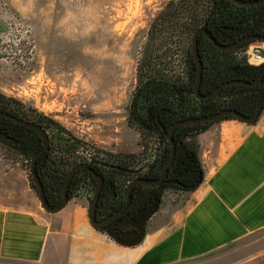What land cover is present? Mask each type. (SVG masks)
Returning a JSON list of instances; mask_svg holds the SVG:
<instances>
[{
  "label": "rangeland",
  "instance_id": "rangeland-1",
  "mask_svg": "<svg viewBox=\"0 0 264 264\" xmlns=\"http://www.w3.org/2000/svg\"><path fill=\"white\" fill-rule=\"evenodd\" d=\"M178 1L0 0V93L24 112L33 108L56 120L85 147L148 158L153 143L145 142L134 120L127 121L129 108L140 66L158 44L174 60L170 71L182 67L191 37L183 29L186 13L177 16L180 30L165 28L157 43L145 36ZM30 178V159L0 143V199L44 211ZM177 193L182 190L170 189L164 204L178 202Z\"/></svg>",
  "mask_w": 264,
  "mask_h": 264
},
{
  "label": "crops",
  "instance_id": "crops-1",
  "mask_svg": "<svg viewBox=\"0 0 264 264\" xmlns=\"http://www.w3.org/2000/svg\"><path fill=\"white\" fill-rule=\"evenodd\" d=\"M196 140L201 182L178 202L163 196L137 244L96 228L85 198L55 213L0 199V263L264 264V108L253 123L221 118Z\"/></svg>",
  "mask_w": 264,
  "mask_h": 264
},
{
  "label": "trees",
  "instance_id": "trees-1",
  "mask_svg": "<svg viewBox=\"0 0 264 264\" xmlns=\"http://www.w3.org/2000/svg\"><path fill=\"white\" fill-rule=\"evenodd\" d=\"M177 5L178 7L174 8L169 4L166 11L160 14L161 17L157 19L155 24H158L162 30L167 28L168 25L180 30L176 20L186 13V16L184 15L185 22L183 23L185 28L183 29L188 30L190 36L195 29L205 22L210 35L221 45L230 44L232 41H229V39L234 40L232 37L237 34V28L240 29L238 25L240 23L239 16L245 14V12H240L242 6L231 0H179ZM200 10L202 12L199 15L198 11ZM211 11L210 17L207 18ZM251 17H253L252 22L254 24H250V26L263 27L264 4L256 8L251 16L245 17L244 22L247 25L252 23L250 21ZM252 42L240 44L232 49H224L207 38L199 41L198 51L203 64L200 91L209 93L221 83L232 80L253 81L264 67V63L254 65L247 62L243 51ZM187 56L190 57V60ZM192 59V54L188 49L183 57L182 67L180 68L177 65L176 74L167 73L166 68L158 67L150 61H144V64L142 63L140 66L138 84L140 109L147 110L153 117L158 115L161 123L166 127L176 120L210 114L224 108L236 109L242 114H251L258 102L264 97V76L255 85L233 83L223 86L212 97L206 99L195 97L192 91L195 64L192 63ZM185 63H188V71ZM184 70L187 73L186 78L184 77ZM0 105L11 109L10 111L17 116L23 115L26 118V115H28L30 120L42 124L54 134L56 138L55 149L58 148L60 153H55L52 156L43 155L38 158L37 172L49 203L56 204L62 196L66 173L76 163L74 160L69 162V156L62 153H66L67 150L74 151L81 142L69 136L64 127L56 120L36 112L33 108L28 109L30 112H24L22 106L12 97L0 93ZM215 121H205L200 124H182L174 130V138L177 142L176 152L167 176L163 180L169 181V184H163V187L190 191L199 185V173L202 171V166L196 139L201 132L205 131ZM15 125L25 127L27 132L18 130L22 144L14 148L27 159H30L34 154L33 148H38L39 135L32 128L16 122ZM159 131L162 132L160 129ZM168 152L169 146L164 144L162 153L157 160L158 162H156L158 169L154 174V178L162 170ZM108 154L117 164L116 169L112 170L111 177L120 180L119 193L113 202L114 206H118L122 204L127 189V186L124 185V181H126V178L123 177L125 176L124 171L135 162L137 155L132 153ZM86 174V172H82V175ZM30 180L31 185L35 188L32 178ZM112 186L114 185L112 184ZM148 191L147 189L143 191L141 189L138 194L141 192L148 193Z\"/></svg>",
  "mask_w": 264,
  "mask_h": 264
},
{
  "label": "flooded vegetation",
  "instance_id": "flooded-vegetation-1",
  "mask_svg": "<svg viewBox=\"0 0 264 264\" xmlns=\"http://www.w3.org/2000/svg\"><path fill=\"white\" fill-rule=\"evenodd\" d=\"M231 1L236 3L234 0H231ZM240 1L245 2L242 4L237 3L239 6H242L240 9V12L241 13L245 12V14H240V16H239V22L240 23L238 25L240 26V29L237 28V34H235V36L232 37L234 40L229 39V41H232L231 43H233V42H235L241 38H245L246 36H264V26L259 27V28L253 27L252 25L250 26V24H254V22H252L253 17H251L252 19L250 21L252 23H249V25H247V23L244 22L246 16H251V13L256 8H258L260 5L264 4V0L259 1V2H258V0H240ZM211 13H212V11L209 12L207 18L210 17ZM262 23L264 24V21ZM206 26H207V24H205V22H204V24H202L199 28L204 27L207 31H209ZM168 27H169V25L167 26V28ZM199 28L195 29L192 32L191 37H190L189 51L191 52V54H192L191 47H192L193 34ZM147 31L148 32H146L145 36L149 39V41L151 38V42L156 41V43H157L160 39L163 38V33H164L163 31L164 30H162V28L158 24L154 25L150 29L148 28ZM174 31L175 30H173V29L171 30V32H174ZM172 37L175 38V35L173 34ZM205 38L210 40L206 34L201 33L198 36V42L204 40ZM149 41L147 43H149ZM252 41H259V40L255 39V38H246L240 44H246V43L252 42ZM172 44H173V42H172ZM172 44L169 43L167 45H168V51H170L173 54L175 47L172 46ZM150 47L151 46L147 45L145 47V51L149 52ZM160 47H161V45L158 44L152 50L153 51V52H151L152 55L151 56H145L143 61H146V62L150 61L151 63L155 64L158 67L166 68L165 70L167 73L176 74L177 71H175V70L170 71V63L173 62L174 60H171L170 55L164 56V55L168 54V53L164 52L167 48H165V50L162 51L160 49ZM230 49H232V48H230ZM187 58L189 59L190 57L187 56ZM192 58L193 59L191 61H192V63L195 64V74L194 75H196L197 64H196V61H195L193 55H192ZM201 62H202V59H201ZM187 65H188V63H185L186 69L188 71L189 68H187ZM263 69H264V67L260 70V72ZM202 70H203V64H202ZM186 76H187V73L184 70V77L186 78ZM192 91H193V89H192ZM138 92H139V85L137 86V89H136L134 101H132V106H131L132 108H129V114H128L127 121L128 120L129 121L134 120L137 127L141 128L144 131L143 136L145 135L144 136L145 142L148 141V144L153 143V150L150 153V156L148 158L143 157L140 160L136 159V162H134L132 165H129V167L127 169H125V171H124L125 176H123V177L126 178V181H124V185L127 186V189L129 187V184L135 179H138V178L155 179V178L160 176L161 171L164 168V165L162 167V170L158 174V176L154 178V174L156 173V171L158 169L156 162H158L157 160L162 153V149H163L164 144L165 145L168 144V146H169V152L167 155V158H168L169 153H170V149H171V144L167 138V133H168V130H169L171 124H173L174 122L177 121L176 120V121L172 122L168 127H166L165 125H163L161 123L158 115L153 117L150 113H148L147 110L146 111L141 110L140 109V102L138 100V97H139ZM202 94H206V93H202ZM202 99H206V98H202ZM0 110L13 114V112L10 111L11 109L4 108L1 105H0ZM218 111H220V110H218ZM13 115H15V114H13ZM19 115H21V113H19ZM15 116H17V115H15ZM17 117L25 118V117H23V115L17 116ZM195 117H199V116H195ZM25 119L41 125L44 128V130L46 131V134L48 136V147L38 156V158H40L43 155L52 156L55 153L59 154L60 153V152H58L59 149L58 148L55 149L56 138H55L54 134L49 129H46L42 124H40L34 120H30L28 115H26ZM15 122L16 121L13 120L12 118L0 115V143H3L6 146H10L13 148L16 146H20L22 144V142L20 141V135L18 133V130H21L23 132H27L25 127H19L18 125H15ZM204 122L205 121H199L196 123H189V124H200V123H204ZM16 123H19V122H16ZM22 125L28 127L25 124H22ZM178 126H180V125H178ZM178 126H176L174 128V130ZM28 128H32V127H28ZM159 129L163 133L160 132ZM34 131L39 135V133L36 130H34ZM39 138H40V140L37 142L39 144V145L37 144L38 148L37 149L33 148L34 154L43 148L42 138L40 137V135H39ZM173 139L177 145V142L174 138V131H173ZM80 142L81 143L79 144L78 148H76L74 151L67 150L66 153H62V154H64V155L66 154L67 156H69L68 157L69 162H71L72 160H74L76 162V163H74L73 166H75L79 163H86L89 166H91L96 172L100 173L103 176V185H102L101 190L99 192V199H98L97 207H96V218H97V222H98L99 227H96V226L95 227L106 232L109 235L113 234L114 236H116V238H118L117 240H121L123 242H132L133 240L138 238L140 235H142L143 232L144 233L146 232L147 225H148L149 221L152 220L153 217L156 216V213L160 209V206L162 203V197L165 194H167L168 192H170L171 188L163 187V184H169V181H163L164 180L163 179L162 182L158 185H147V184H143V183H139V184L135 185L133 187V190L131 193V201H130L129 205L127 206V208L122 210L121 208L125 203L126 193H125L122 204H120L118 206L117 205L114 206V204H113L114 199L117 197V195L119 193V185H120V180H117V179L111 177L112 170L116 169L115 168V166H117L116 162L113 161V158L110 157L108 153L104 154L102 152H99L97 149H95L93 147H87V146L85 147L84 142H82V141H80ZM175 152H176V148H175ZM32 156H31V158H32ZM31 158H30V161H31ZM38 158H37V161H38ZM167 158H166V160H167ZM166 160H165V162H166ZM165 162H164V164H165ZM36 167H37V164H36ZM168 170H169V168H168ZM82 172H86L87 174L82 175ZM66 175H67V173H66ZM96 183H97V181L93 177L91 172L87 171L84 168H80L79 170H77L75 172V174L73 175V177L71 179V182L69 185L70 192L68 190L69 199L73 198V197L74 198H85V199H87V207H88V204H89V202L93 196ZM111 183L114 186L111 187V185H112ZM70 188H72V189H70ZM127 189H126V192H127ZM141 189H142V191L146 190V189L149 191H148V193H142L141 192L138 194V191ZM154 205L158 206L157 211L154 212L152 214V216L144 223L143 222L144 218L146 217L148 212L150 210H152V207Z\"/></svg>",
  "mask_w": 264,
  "mask_h": 264
},
{
  "label": "water",
  "instance_id": "water-1",
  "mask_svg": "<svg viewBox=\"0 0 264 264\" xmlns=\"http://www.w3.org/2000/svg\"><path fill=\"white\" fill-rule=\"evenodd\" d=\"M234 1L236 3H239V4L245 3V2H242L240 0H234ZM259 1H262V0H258V2ZM201 33L206 34L208 36V38L215 45H217L220 48H224V49L233 48V47L239 45L246 38H255V39L259 40V41H263L264 40V36H246L245 38H241V39H239V40H237V41H235V42H233L231 44L221 45L219 42L216 41L215 38H213L208 33V31L204 27L199 28L193 34L192 47H191L192 55H193V57H194V59L196 61V64H197V73L195 75V79H194V83H193V93H194V95L197 98H209V97H212L216 93H218L219 90L223 86L228 85V84L241 83V84H244V85H255V84H258L262 80V78L264 76V69L260 72V74L257 76V78H255L253 81L232 80V81L223 82L220 85H218L217 87H215L211 92L206 93V94H202L200 92V84H201V79H202V62H201V57H200L199 52H198V36ZM263 108H264V97L258 102V104L256 105L254 111L251 114H242L240 111H238L236 109L224 108V109H221L220 111H216V112H213V113H210V114H205V115H202V116H199V117H189V118H186V119L177 120L176 122L171 124V126H170V128L168 130V133H167V138H168V140H169V142L171 144V149H170L169 156H168V158H167V160H166V162L164 164V168L161 171L160 176L155 178V179L138 178V179L133 180L129 184V187H128L127 192H126L125 203H124V205L122 206L121 209L123 210V209L127 208V206L129 205V203L131 201V193H132L133 187L135 185H137L139 183H143V184H147V185H158L167 176L168 168L172 164L173 159H174V155H175L176 143H175V141L173 139V131H174V128L176 126L182 125V124L196 123V122H199V121H213V120L217 121V120H219L221 118L229 117V116L238 118V119H240V120H242L244 122H247V123H253V122H255L257 120V118L259 117V115H260V113H261ZM0 115L12 118L16 122H19L21 124H25L28 127H32L34 130H36L39 133L40 137L42 138L43 148L40 151L36 152L32 156L31 161H30V174H31V178L33 180V183L35 185V188L37 190V194H38V198L40 200V203H41L42 207L46 211L51 212V213H55V212L61 210L65 206V204L69 200V193H68L69 185H70V182H71V179H72L73 175L75 174V172L77 170H79L80 168H84L87 171L91 172L93 177L96 179L97 183L95 185L93 196H92V198H91V200H90V202L88 204V207H87V214H88L90 222L94 226L99 227L98 222H97V218H96V207H97V202H98V199H99V192H100L101 187L103 185V176L100 173L96 172L88 164L79 163V164L73 166L67 172V175H66L65 180H64V185H63L61 199L56 204L49 203V201H48V199H47V197L45 195V191H44V188H43V185H42V182L40 180L39 174L37 172V167H36L38 156L48 147V136L46 134V131L44 130V128L41 125H39V124H37L35 122L28 121L25 118H19V117L15 116V115H13L11 113H8L6 111L0 110ZM202 178H203V174H202V171H200V173H199V182H201ZM157 208H158L157 205H154L152 207V210H150L148 212V214L146 215V217L144 218V221H143L144 223L152 216V214L154 212L157 211ZM144 234L145 233L143 232L142 235H140L138 238H136L132 242H124V243L130 244V245L137 244L138 242H140L143 239ZM110 235L115 240L118 239L113 234H110ZM119 241H121V240H119Z\"/></svg>",
  "mask_w": 264,
  "mask_h": 264
},
{
  "label": "built area",
  "instance_id": "built-area-1",
  "mask_svg": "<svg viewBox=\"0 0 264 264\" xmlns=\"http://www.w3.org/2000/svg\"><path fill=\"white\" fill-rule=\"evenodd\" d=\"M246 60L250 64L264 63V40L250 43L243 51Z\"/></svg>",
  "mask_w": 264,
  "mask_h": 264
}]
</instances>
